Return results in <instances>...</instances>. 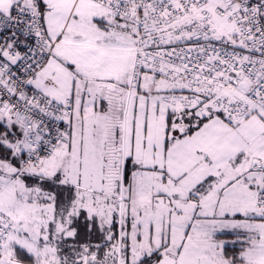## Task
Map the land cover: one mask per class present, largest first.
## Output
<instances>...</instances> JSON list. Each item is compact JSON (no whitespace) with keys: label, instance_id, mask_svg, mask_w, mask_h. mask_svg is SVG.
Segmentation results:
<instances>
[{"label":"snow or ice","instance_id":"snow-or-ice-1","mask_svg":"<svg viewBox=\"0 0 264 264\" xmlns=\"http://www.w3.org/2000/svg\"><path fill=\"white\" fill-rule=\"evenodd\" d=\"M0 264H264V0H0Z\"/></svg>","mask_w":264,"mask_h":264}]
</instances>
